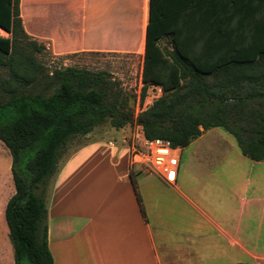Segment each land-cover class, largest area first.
<instances>
[{
  "label": "trees",
  "instance_id": "1",
  "mask_svg": "<svg viewBox=\"0 0 264 264\" xmlns=\"http://www.w3.org/2000/svg\"><path fill=\"white\" fill-rule=\"evenodd\" d=\"M0 27L10 34L0 36V141L13 158L6 219L15 264H54L47 188L69 143L99 126L139 125L175 148L222 128L264 162V0H151L142 99L151 85L163 95L139 114L137 96L107 71L47 69L20 0H0Z\"/></svg>",
  "mask_w": 264,
  "mask_h": 264
},
{
  "label": "crops",
  "instance_id": "2",
  "mask_svg": "<svg viewBox=\"0 0 264 264\" xmlns=\"http://www.w3.org/2000/svg\"><path fill=\"white\" fill-rule=\"evenodd\" d=\"M150 8L151 0H20L26 32L54 56L137 53L144 42L141 76ZM135 128L99 126L61 159L46 192L54 264H264V231L253 226L264 219V162L214 128L178 148L177 180L168 183L133 163ZM5 167L0 264H15L6 208L16 188Z\"/></svg>",
  "mask_w": 264,
  "mask_h": 264
},
{
  "label": "rangeland",
  "instance_id": "3",
  "mask_svg": "<svg viewBox=\"0 0 264 264\" xmlns=\"http://www.w3.org/2000/svg\"><path fill=\"white\" fill-rule=\"evenodd\" d=\"M0 35L9 37L10 35L5 33L4 31L0 30ZM43 44L46 49L45 51L39 55L40 62L50 71H52L55 68H63L68 66H75L79 68H85L90 71H107L111 74V76L120 82L121 87L128 93L134 94L137 96V102L135 107H138V99H142V90L144 87L143 78L141 76V70H142V58H140L142 51L144 49L145 43L143 42L141 45V52L138 51L137 53H77V54H69L64 56H54L52 52L48 49V44ZM0 74H5L3 70L0 71ZM143 74V72H142ZM162 88V87H161ZM159 87L155 85H151L148 88L146 98L144 100V106L145 102L150 97L153 96H159L163 95V89L161 92H159ZM148 97V98H147ZM110 124H105L100 126V129H96L95 131L98 132L99 130L102 132L103 128L110 127ZM136 127V125L134 126ZM136 129V128H135ZM137 130V129H136ZM94 131V132H95ZM136 132V131H135ZM94 134V133H93ZM100 135H97L99 137L104 136L101 133H98ZM120 137V136H119ZM86 136H79L72 140L68 147L67 152L68 153L76 150L81 145H84L86 142ZM110 136L106 135L104 136V139H108ZM107 141V140H106ZM118 144L121 145V139L119 138ZM7 163L9 165L13 164V158L11 155L10 150L7 148V146L4 144V142L0 141V176L2 175L3 169H5ZM137 169L139 166L136 167ZM249 179H251V187L250 190H253L256 186V172L253 174L249 173ZM262 205V203H260ZM260 225L263 228L264 231V219L261 223V219H258L256 222L253 223V226L256 228H259ZM0 238H3L2 234L0 235Z\"/></svg>",
  "mask_w": 264,
  "mask_h": 264
},
{
  "label": "built area",
  "instance_id": "4",
  "mask_svg": "<svg viewBox=\"0 0 264 264\" xmlns=\"http://www.w3.org/2000/svg\"><path fill=\"white\" fill-rule=\"evenodd\" d=\"M157 87L163 89L161 86ZM160 89L159 92L162 91ZM160 96L152 95L150 100L148 99L145 102V106L143 105L145 99H138L139 103L138 107H136V113L139 114L148 109ZM136 129L135 137L137 142L132 147L133 163L140 165L144 170L156 173L168 183H175L180 165V151L178 148L173 147L171 142L164 139L146 138L142 126L136 125Z\"/></svg>",
  "mask_w": 264,
  "mask_h": 264
}]
</instances>
